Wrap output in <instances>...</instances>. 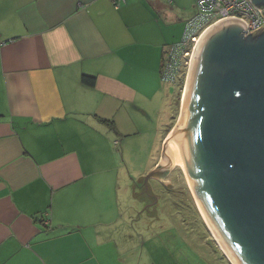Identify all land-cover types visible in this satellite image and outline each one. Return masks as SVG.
<instances>
[{"label":"crops","instance_id":"1","mask_svg":"<svg viewBox=\"0 0 264 264\" xmlns=\"http://www.w3.org/2000/svg\"><path fill=\"white\" fill-rule=\"evenodd\" d=\"M196 2L0 0V264H158L123 214L122 158Z\"/></svg>","mask_w":264,"mask_h":264},{"label":"water","instance_id":"2","mask_svg":"<svg viewBox=\"0 0 264 264\" xmlns=\"http://www.w3.org/2000/svg\"><path fill=\"white\" fill-rule=\"evenodd\" d=\"M250 2L264 16V0ZM242 29L244 22L228 18L202 35L171 136L228 255L235 264H264V27ZM167 137V162L144 177L146 191L147 180L171 166Z\"/></svg>","mask_w":264,"mask_h":264},{"label":"rangeland","instance_id":"3","mask_svg":"<svg viewBox=\"0 0 264 264\" xmlns=\"http://www.w3.org/2000/svg\"><path fill=\"white\" fill-rule=\"evenodd\" d=\"M196 11L192 9L189 13L193 16ZM182 81L174 86L160 79L163 98L161 106L159 103L158 116H153L151 125L146 123L143 128V142L139 141V145L132 140L127 143L122 163L123 170L130 172L127 176L130 192L123 201V214L129 217L126 220H130L132 234L144 236L145 249L158 250V264H226L225 261L231 264L203 222L179 166L172 164L168 171L162 172L163 175L158 177V186L150 182L157 196L155 204L146 205L145 200L138 198L141 197L138 188L141 178L154 169L146 168L147 164L152 165L157 154L158 164L165 165L167 162L161 156L163 143L180 116L186 79ZM150 153L153 155L151 162ZM136 170L140 172L135 174Z\"/></svg>","mask_w":264,"mask_h":264},{"label":"built area","instance_id":"4","mask_svg":"<svg viewBox=\"0 0 264 264\" xmlns=\"http://www.w3.org/2000/svg\"><path fill=\"white\" fill-rule=\"evenodd\" d=\"M195 6L197 11L185 22L180 40L163 51L160 79L164 83L176 86L186 79L198 41L214 24L228 18L239 19L246 25L242 29L245 35L264 27L261 9L250 0H198Z\"/></svg>","mask_w":264,"mask_h":264},{"label":"bare ground","instance_id":"5","mask_svg":"<svg viewBox=\"0 0 264 264\" xmlns=\"http://www.w3.org/2000/svg\"><path fill=\"white\" fill-rule=\"evenodd\" d=\"M199 41H198V43H199ZM192 57H193V55H192ZM191 61H192V59H191ZM190 65H191V63H190ZM189 69H190V66H189ZM188 74H189V70H188ZM187 79H188V75L186 77V84L184 86V90H183V93H182L181 101H184V96H185L186 86H187ZM171 135H172V131L167 137V146H166L167 147V151H165V153L167 152L166 153L167 159L170 161L171 165L173 164V165L179 166V168L184 172V175L186 177V182H187V185L189 187L190 193H191V195H192V197L194 199L195 206H196V208H197V210H198L203 222L205 223L206 227L208 228L212 238L214 239V241L216 242V244L218 245V247L222 251L223 255L228 259V261L231 264H235L234 261L231 259V257L226 252V250L224 249V247L222 246V244L220 243L219 239L217 238L216 234L214 233L213 229L211 228L210 224L208 223L207 219L205 218V216H204V214H203V212H202V210H201V208H200V206H199V204L197 202V199H196V196H195V192H194V190L192 188V184H191V182H190V180H189V178L187 176V173H186V170H185V167H184V163H183V160H182V155H181V152H180L179 145L177 144L176 138L174 136H171Z\"/></svg>","mask_w":264,"mask_h":264},{"label":"flooded vegetation","instance_id":"6","mask_svg":"<svg viewBox=\"0 0 264 264\" xmlns=\"http://www.w3.org/2000/svg\"><path fill=\"white\" fill-rule=\"evenodd\" d=\"M163 173H157L153 175L150 179L147 180V191L144 186V177L141 178L140 183L138 185V188L140 189L141 192V197L138 196V198L145 200L146 205H153L157 202V196L152 190V186L150 182H154L158 186V177L162 176Z\"/></svg>","mask_w":264,"mask_h":264},{"label":"trees","instance_id":"7","mask_svg":"<svg viewBox=\"0 0 264 264\" xmlns=\"http://www.w3.org/2000/svg\"><path fill=\"white\" fill-rule=\"evenodd\" d=\"M261 7L264 8V4L263 5H260ZM82 83H84L85 85H88V86H93L94 83H95V77L93 76H83L82 77ZM180 84V83H179ZM109 122V121H108Z\"/></svg>","mask_w":264,"mask_h":264}]
</instances>
